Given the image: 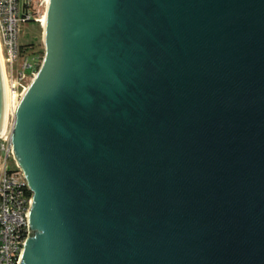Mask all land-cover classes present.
Wrapping results in <instances>:
<instances>
[{
  "label": "water",
  "instance_id": "water-1",
  "mask_svg": "<svg viewBox=\"0 0 264 264\" xmlns=\"http://www.w3.org/2000/svg\"><path fill=\"white\" fill-rule=\"evenodd\" d=\"M14 114L19 264H264V0H48ZM0 69V131L2 128Z\"/></svg>",
  "mask_w": 264,
  "mask_h": 264
},
{
  "label": "built area",
  "instance_id": "built-area-1",
  "mask_svg": "<svg viewBox=\"0 0 264 264\" xmlns=\"http://www.w3.org/2000/svg\"><path fill=\"white\" fill-rule=\"evenodd\" d=\"M46 9L47 0H43ZM34 0H0V55L4 71L8 115L13 117L25 90L36 76L43 57L19 43L21 25L32 19L42 27L43 15L36 17ZM7 115V118H8ZM11 126V129H12ZM0 150L5 154L0 163V264H19V256L31 236L29 210L32 192L26 185L23 171L14 159L11 130L0 135ZM14 168L8 169L7 161Z\"/></svg>",
  "mask_w": 264,
  "mask_h": 264
},
{
  "label": "rangeland",
  "instance_id": "rangeland-1",
  "mask_svg": "<svg viewBox=\"0 0 264 264\" xmlns=\"http://www.w3.org/2000/svg\"><path fill=\"white\" fill-rule=\"evenodd\" d=\"M34 7L38 11L36 14V17L38 18L39 15H42L45 13V8L43 4V0H34ZM42 27L39 25V23H26L21 25L20 28V34H19V43L22 46H30V50L36 53H40L42 57H44V46H43V40H42ZM13 122V117L8 115V118L6 119V126L7 131L11 130ZM5 159V154L0 150V163L3 164ZM7 167L8 169H13L14 165L11 160L7 161Z\"/></svg>",
  "mask_w": 264,
  "mask_h": 264
},
{
  "label": "bare ground",
  "instance_id": "bare-ground-1",
  "mask_svg": "<svg viewBox=\"0 0 264 264\" xmlns=\"http://www.w3.org/2000/svg\"><path fill=\"white\" fill-rule=\"evenodd\" d=\"M47 5H48V0H47ZM45 16H46V11H45V13L43 15V18H42V26L43 27H44L43 22H44ZM0 69H1L2 88H3V91H2V93H3V95H2V100H3L2 128H1V131H0V135H2L5 132V129H6V119H7V115H8V108L10 106V100L7 97L1 55H0Z\"/></svg>",
  "mask_w": 264,
  "mask_h": 264
},
{
  "label": "flooded vegetation",
  "instance_id": "flooded-vegetation-1",
  "mask_svg": "<svg viewBox=\"0 0 264 264\" xmlns=\"http://www.w3.org/2000/svg\"><path fill=\"white\" fill-rule=\"evenodd\" d=\"M29 23H36V22L34 21V19H32Z\"/></svg>",
  "mask_w": 264,
  "mask_h": 264
}]
</instances>
